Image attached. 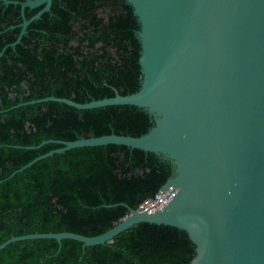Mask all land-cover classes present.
<instances>
[{
    "label": "trees",
    "instance_id": "16d2710c",
    "mask_svg": "<svg viewBox=\"0 0 264 264\" xmlns=\"http://www.w3.org/2000/svg\"><path fill=\"white\" fill-rule=\"evenodd\" d=\"M40 10L27 9L26 18ZM22 24L21 6L0 2V245L37 233L101 235L156 197L174 175L170 161L124 146L79 148L1 181L63 147L54 142L140 137L154 127L152 116L131 106L19 107L48 97L84 104L139 92L140 24L126 0H53L13 48ZM195 256L187 232L141 224L86 249L73 240L13 243L0 251V264H191Z\"/></svg>",
    "mask_w": 264,
    "mask_h": 264
},
{
    "label": "water",
    "instance_id": "95a60500",
    "mask_svg": "<svg viewBox=\"0 0 264 264\" xmlns=\"http://www.w3.org/2000/svg\"><path fill=\"white\" fill-rule=\"evenodd\" d=\"M126 1L141 27L139 92L126 96L116 92L113 98L84 104L48 97L19 107L45 102L77 110L131 106L152 116L154 127L140 137L112 134L54 142L63 147L1 182L56 154L124 146L172 163L174 175L161 189L172 187L170 202L152 212L129 209L98 236L37 233L13 237L0 245V251L13 243L42 239L60 245L73 240L86 249L112 244L123 232L151 224L187 232L196 246L191 264H264V0ZM0 2L21 6L22 30L13 48L53 4V0ZM40 8L26 18L27 9Z\"/></svg>",
    "mask_w": 264,
    "mask_h": 264
},
{
    "label": "built area",
    "instance_id": "2783aa9c",
    "mask_svg": "<svg viewBox=\"0 0 264 264\" xmlns=\"http://www.w3.org/2000/svg\"><path fill=\"white\" fill-rule=\"evenodd\" d=\"M171 188L163 192L162 190L156 195L154 199L147 200L139 209L146 210L149 212L157 211L165 205H167L171 200Z\"/></svg>",
    "mask_w": 264,
    "mask_h": 264
}]
</instances>
